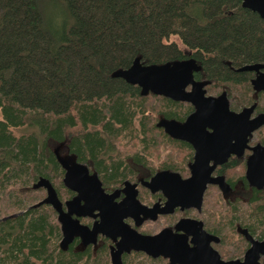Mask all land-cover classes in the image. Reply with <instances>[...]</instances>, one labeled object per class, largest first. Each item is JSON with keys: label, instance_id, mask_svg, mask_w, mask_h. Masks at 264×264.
I'll use <instances>...</instances> for the list:
<instances>
[{"label": "trees", "instance_id": "obj_1", "mask_svg": "<svg viewBox=\"0 0 264 264\" xmlns=\"http://www.w3.org/2000/svg\"><path fill=\"white\" fill-rule=\"evenodd\" d=\"M134 59L192 60L207 94H236L227 96L233 110L264 113L253 75L236 71L264 64V22L238 0H0V264H107L102 252L61 249L54 212L36 206L41 178L59 199L70 197L50 144H65L106 188L185 168L189 146L158 124L182 123L193 109L111 77ZM255 142L264 146V126ZM235 184L247 199L213 219L248 220L249 234L262 238L264 188ZM138 256L128 264H165Z\"/></svg>", "mask_w": 264, "mask_h": 264}, {"label": "water", "instance_id": "obj_2", "mask_svg": "<svg viewBox=\"0 0 264 264\" xmlns=\"http://www.w3.org/2000/svg\"><path fill=\"white\" fill-rule=\"evenodd\" d=\"M238 1L242 8L256 14L264 22V0ZM195 69L194 62L188 59L171 65H141L134 59L128 69L111 74L113 78L138 87L141 96L150 93L172 102L187 103L193 108V112L182 123L170 120L158 124L169 138L187 143L193 148L190 177L181 181L178 175L163 171L143 184L150 191L160 190L166 196L162 208L158 205L150 208L140 205L135 199L134 186L128 183H124V200L119 205H113L115 194L104 195L96 176H89L84 165L72 163L63 167L62 184L76 194L75 199L65 203L66 213L61 212L60 203L49 182L39 179L33 188L43 189L45 197L36 206L47 205L56 213L60 225L61 247L70 243L75 234L84 243H93L96 235H102L112 241L119 237L116 251L111 254V264H119V256L129 249L150 258L168 259V264H221L217 255L206 247L204 249L208 257L201 258L198 240L197 248L192 251L187 249L183 236L171 235L168 230H162L155 236L140 235L122 222L129 217L138 226L144 218L154 219L156 214H171L177 207H193L198 210L206 185L215 182L220 184L219 179L210 178L214 167L224 161L228 152L240 155L250 134L264 126V113L250 118L254 106L233 113L228 109L224 94L205 96L204 84L195 82L192 78ZM236 71L254 72L255 77L250 85L253 91L264 92V64L246 65ZM187 87L190 88L189 91H185ZM231 141L234 143L231 144ZM250 151L245 181L249 187L261 190L264 188V148L257 144ZM209 161H213L211 166H208ZM80 202L84 204L80 206ZM93 211L98 212L93 217H98L99 221L92 225L90 231L70 218V215H90ZM249 242L251 248L245 253L243 261L227 264H259L257 257L264 254V239L259 243Z\"/></svg>", "mask_w": 264, "mask_h": 264}, {"label": "flooded vegetation", "instance_id": "obj_3", "mask_svg": "<svg viewBox=\"0 0 264 264\" xmlns=\"http://www.w3.org/2000/svg\"><path fill=\"white\" fill-rule=\"evenodd\" d=\"M250 73L253 75L252 78L254 79L255 77L254 72H250ZM189 90H190L189 87L185 89V91H189ZM221 94H224V96L226 97L228 109L233 113H239L244 108L254 106V105L243 106L241 108H238L237 110H233L231 108L232 106L231 99L227 98V96H236V94H226L224 92H220L215 95H209L205 92V96L216 97V96H220ZM262 113L263 112L257 113L255 111V106H254L250 118ZM261 128L250 134L249 138L246 141L245 148L242 149L240 155L236 156L234 153L228 152L224 161L221 164L216 165L214 167V169L210 173V178L219 179L220 184L215 182L206 185L205 190L202 194L201 205L198 210L193 207H188L183 209L177 207L172 210L171 214H167V215L156 214L154 219L144 218L141 220L138 226H136L133 219L129 217L125 218L122 221L123 224H125L129 229L135 231L137 234L147 235V236H155L162 230H168L171 233V235L185 237V244L187 246V249L192 251L197 248V240H198V246L201 250L200 252L202 253L200 254L201 258L208 257L204 249L206 247L217 255V259L221 264L242 262L245 253L249 251V249L251 248V244L249 240L259 243L264 239V236L262 238H258L255 235H250L248 220L241 221V220L230 219V220L218 221V220H214L213 218H215L214 216L216 214L217 215L220 214L221 206L224 207L223 209L226 208V211L228 212L234 210V208L236 207L234 204L237 203L238 197H233V198L228 197L224 200L221 195L225 194L229 190L230 191L235 190L236 187L239 188L238 184H235V181H237L239 178H242V180L246 183L245 181L246 162L249 156L251 155L250 149L254 147V145L257 144L260 145L258 142H255V140H256V133ZM233 143L234 141H231V144ZM184 144L189 146L190 148L189 151L191 153V157L187 162L185 168L181 172L167 171L178 175L181 181H184L190 177V166L194 158L193 148L187 143ZM260 146L264 148V146L262 145ZM183 152L185 153V151H182V154ZM187 158L188 157H186V153H185V159ZM73 163H77V162L73 159ZM212 164L213 161H209L208 166H211ZM66 166L69 165L63 166V164H61L63 171H64L63 167ZM155 174L156 173H154L152 176H154ZM88 175L95 176L89 170H88ZM152 176H150L145 180L140 179L138 181L130 182V183L123 181L120 186L113 188H106L99 180L98 181L100 183V188L104 195L115 194V197L113 198L112 201L113 205H119V203H121L124 200L125 198L124 183H128L129 185L134 186V190L136 192L135 199L140 205H143L148 208L154 205H158L159 208H162L166 202V196L163 195V193L160 190L150 191L143 185L144 183H147ZM61 183H62V179H61ZM246 185L249 187L247 183ZM63 188L70 193V197L59 199L56 193L55 195L60 203L61 212L66 213L67 207L65 206V203L75 199L76 194L72 191L67 190L64 186ZM250 188L251 187H249V189ZM44 197H45V191H44ZM220 198L222 199V201ZM83 204H84L83 202H80V206H82ZM54 214L60 232V225L57 221V215L56 213ZM97 214H98L97 211H93L92 213H90V215H84V216L70 215V218L73 221H76L79 226L84 227L88 231H90L92 225L99 221L98 217H93L96 216ZM178 228H182V230H178ZM60 240H61V232L59 239V247L61 249L69 250L73 255L81 254V256L86 253H90L91 255H96L97 253L102 252V254H106L107 257L104 263L106 262L107 264H111V254L116 251V243L119 241V237H116V239L112 241L109 238L104 237L102 235H96L95 241L93 243H84L82 239L79 237V235L75 234L72 237L70 243H68L64 247L60 246ZM136 254L138 256L139 254L142 253L133 251L131 249H129L127 253L122 252L121 255L119 256V264H128L131 257H134ZM145 257L152 260L161 258L165 261V264H168V259L162 257H156V258H150L147 256ZM257 262L259 264L264 263V254L258 255Z\"/></svg>", "mask_w": 264, "mask_h": 264}, {"label": "rangeland", "instance_id": "obj_4", "mask_svg": "<svg viewBox=\"0 0 264 264\" xmlns=\"http://www.w3.org/2000/svg\"><path fill=\"white\" fill-rule=\"evenodd\" d=\"M58 22V20H57ZM171 41H174L178 47L183 50V48L180 46V44L177 42V40L175 38H171ZM236 97L237 100L240 99V96H233ZM235 100L232 102L234 103ZM25 131V130H24ZM22 131H17L15 132L20 133ZM50 149L51 151L55 154L56 158L58 159V161L63 164V165H70L71 163H73V157H71L68 153H67V149H66V145L65 144H50ZM236 187V186H235ZM222 198L225 200L226 198H233V197H240L243 200L247 199V194L245 193V191L241 190L240 188L236 187L235 190L233 191H228L225 194L221 195ZM221 199V198H220ZM222 201V199H221ZM223 207V206H221ZM239 207V206H238ZM244 206H240V209L243 208ZM224 208V207H223ZM1 219V218H0ZM150 227V226H149ZM139 259H141V256H138Z\"/></svg>", "mask_w": 264, "mask_h": 264}]
</instances>
